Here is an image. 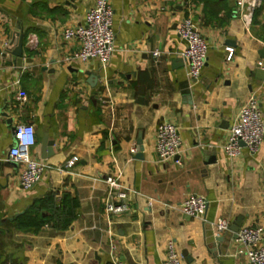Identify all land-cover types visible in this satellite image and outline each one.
<instances>
[{
    "label": "crops",
    "instance_id": "crops-1",
    "mask_svg": "<svg viewBox=\"0 0 264 264\" xmlns=\"http://www.w3.org/2000/svg\"><path fill=\"white\" fill-rule=\"evenodd\" d=\"M94 2L0 0V52L13 34L24 35L20 66L0 58V264H161L169 244L183 264H248L232 227L239 222L238 231L264 233V139L254 154L242 146L231 160L223 144L250 95L264 119V77L257 76L264 71V8L245 26L235 0H112L111 61L72 63L79 43L64 40L62 31L82 24ZM183 18L208 43L195 83L179 56ZM163 121L181 136L178 154L164 166L155 153ZM23 123L35 130L31 157L49 166L28 190L18 180L21 166L8 160L13 128ZM45 133L53 153L42 159ZM110 177L117 183L111 191ZM65 195L77 202L66 228H15L14 219L36 201L52 197L58 207ZM189 196L207 201L203 216L178 210ZM108 203L125 211L108 213ZM39 208L51 217L50 203ZM218 218L229 224L220 236L213 230Z\"/></svg>",
    "mask_w": 264,
    "mask_h": 264
},
{
    "label": "built area",
    "instance_id": "built-area-1",
    "mask_svg": "<svg viewBox=\"0 0 264 264\" xmlns=\"http://www.w3.org/2000/svg\"><path fill=\"white\" fill-rule=\"evenodd\" d=\"M236 13L245 26L252 22L255 10L262 8L260 0H235ZM112 0H95L94 5L87 11L84 22L75 27H68L62 31L64 40H76L79 43L78 50L70 56L72 63H85L96 61L101 66L111 61L114 45L115 32L113 29ZM177 35L184 43V48L179 56L186 65V74L189 80L197 82L207 61L208 43L196 29L190 18H183L177 25ZM229 60L232 51L228 50ZM152 59L157 62L161 56L159 50L152 52ZM258 62V66H260ZM18 99H25L23 92L18 93ZM110 104L109 107H111ZM14 145L8 150V160L21 166L18 174L20 185L24 189H31L40 182L43 173L49 168L42 160L31 157L30 149L35 145V130L31 124H17L13 128ZM264 139V119L257 97L252 94L242 104L241 109L228 128V134L223 144L225 156L231 160L237 156L242 146L249 153L257 152ZM181 147L179 128L168 121H163L156 128L155 153L157 162L165 165L173 159ZM134 152V149L132 150ZM77 158L71 157L64 164L65 169H71ZM109 190L115 189L117 183L114 178L106 180ZM262 183L264 186V168L262 170ZM207 201L199 196H189L179 205L178 210L191 217H201L206 210ZM108 213H122L124 206L108 203ZM229 224L225 218H218L213 225L214 234L220 236L226 233ZM264 237L261 227H245L237 232L236 240L245 246V255L248 264H264ZM113 264H125L114 262ZM161 264H183L182 256L171 244L167 246L165 257Z\"/></svg>",
    "mask_w": 264,
    "mask_h": 264
},
{
    "label": "trees",
    "instance_id": "trees-1",
    "mask_svg": "<svg viewBox=\"0 0 264 264\" xmlns=\"http://www.w3.org/2000/svg\"><path fill=\"white\" fill-rule=\"evenodd\" d=\"M260 1L264 8V0ZM51 198L36 201L35 204L27 209L23 214L17 216L13 221L15 228L22 231H37L45 225L59 230L69 226L71 221H73L76 217L75 209L77 208V202L65 195L61 198L58 204L59 206L57 207V204H55L53 198L52 200ZM48 203L53 206L52 215L51 217H43L40 213L39 206Z\"/></svg>",
    "mask_w": 264,
    "mask_h": 264
},
{
    "label": "water",
    "instance_id": "water-1",
    "mask_svg": "<svg viewBox=\"0 0 264 264\" xmlns=\"http://www.w3.org/2000/svg\"><path fill=\"white\" fill-rule=\"evenodd\" d=\"M23 39H24L23 34H19V33L13 34V36L10 37L7 44L2 48V50L0 52V58L4 59L6 61H11V63L13 64L11 58L14 57L15 58L14 63L17 66H20L21 62H22V57H23ZM257 76L260 79H263L264 71L259 69L257 71ZM141 102L142 101H141V97H140L138 100V103H141ZM52 146H53V141L49 140L48 134L45 133L43 135L42 141H41V158L42 159H46L47 157L52 155V153H53ZM136 151H137V157L141 158V153L143 151L141 136L139 137V139L137 141ZM213 162H214V158H210L208 160V163H213ZM239 227H240L239 222H236L235 226L232 227V231L234 232L235 238L237 236V232H238ZM217 240L221 241L222 239L219 238Z\"/></svg>",
    "mask_w": 264,
    "mask_h": 264
}]
</instances>
